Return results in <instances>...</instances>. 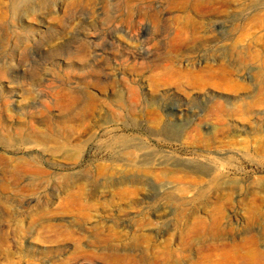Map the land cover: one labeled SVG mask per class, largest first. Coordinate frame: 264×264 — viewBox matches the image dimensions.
Listing matches in <instances>:
<instances>
[{
    "label": "rangeland",
    "instance_id": "1",
    "mask_svg": "<svg viewBox=\"0 0 264 264\" xmlns=\"http://www.w3.org/2000/svg\"><path fill=\"white\" fill-rule=\"evenodd\" d=\"M0 155V264L264 253V0H0Z\"/></svg>",
    "mask_w": 264,
    "mask_h": 264
},
{
    "label": "bare ground",
    "instance_id": "2",
    "mask_svg": "<svg viewBox=\"0 0 264 264\" xmlns=\"http://www.w3.org/2000/svg\"><path fill=\"white\" fill-rule=\"evenodd\" d=\"M21 5L22 4H18V7L21 8ZM164 48H165V46H164ZM166 65L168 67L169 64H166ZM133 98H134V96H133ZM232 110H233L232 107H230L228 109V113H232ZM232 114L234 115V113H232ZM157 119H156V121H157ZM166 131L168 132V134H170L172 136H176L179 133L177 130H175V128H168L167 127ZM44 139H47V138L45 137ZM48 140H49V138H48ZM125 148L128 149L126 154L132 158V150L131 149L129 150L128 145H126V144H125ZM4 157L2 155H0V161H3L5 159ZM136 160H137V163H144V162L148 163L149 162V161H146V157H144V156H142V157L138 156ZM164 165H167V164H164ZM164 170H166V169H164ZM199 170L203 171V169H198V171ZM166 172H168V171H166ZM211 181H212V185L215 186V189L220 191L222 183H223V181L221 180V176H218V177L214 176ZM231 185H233V184H231ZM228 187L231 189L232 186L230 187V184H229ZM236 187H237V185L235 186V188ZM218 201H220V200H218ZM229 220H231V219H229ZM223 224L228 225L226 222L222 223V219L219 217H216V216L211 217L208 221H204L202 219H200L198 221L197 227H196V235L198 237H200L201 239L205 238V240H207L206 246L203 247V249H202V252H204V256L201 257L199 264H264V262H263L264 261V253L257 250L256 248L252 247L249 252H246L248 250L247 249V250H245V253L244 252L241 253V251L239 250L238 247H236V246L233 247L230 245V243L223 242L221 238L224 234H227L226 227H224ZM138 238H140V237H138ZM248 241L250 242L251 240L249 239ZM199 242H200V240H199ZM249 249H250V247H249ZM117 260L120 264H137L135 261L129 260L126 256L120 255L117 257Z\"/></svg>",
    "mask_w": 264,
    "mask_h": 264
}]
</instances>
